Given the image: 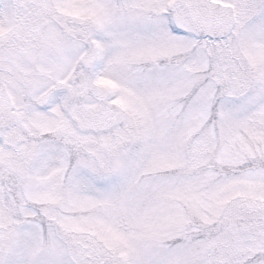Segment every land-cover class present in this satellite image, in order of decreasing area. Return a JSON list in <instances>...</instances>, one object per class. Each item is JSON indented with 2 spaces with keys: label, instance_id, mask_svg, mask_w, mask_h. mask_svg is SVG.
Masks as SVG:
<instances>
[{
  "label": "snow or ice",
  "instance_id": "obj_1",
  "mask_svg": "<svg viewBox=\"0 0 264 264\" xmlns=\"http://www.w3.org/2000/svg\"><path fill=\"white\" fill-rule=\"evenodd\" d=\"M0 264H264V0H0Z\"/></svg>",
  "mask_w": 264,
  "mask_h": 264
}]
</instances>
